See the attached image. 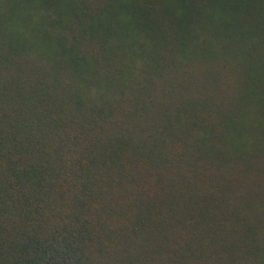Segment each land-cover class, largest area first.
Listing matches in <instances>:
<instances>
[{"label": "trees", "instance_id": "trees-1", "mask_svg": "<svg viewBox=\"0 0 264 264\" xmlns=\"http://www.w3.org/2000/svg\"><path fill=\"white\" fill-rule=\"evenodd\" d=\"M0 264H264V0H0Z\"/></svg>", "mask_w": 264, "mask_h": 264}]
</instances>
